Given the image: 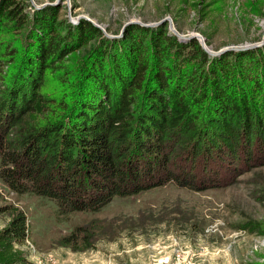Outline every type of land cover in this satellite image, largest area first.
Returning a JSON list of instances; mask_svg holds the SVG:
<instances>
[{
  "label": "trees",
  "instance_id": "16d2710c",
  "mask_svg": "<svg viewBox=\"0 0 264 264\" xmlns=\"http://www.w3.org/2000/svg\"><path fill=\"white\" fill-rule=\"evenodd\" d=\"M27 7L0 0V33L24 29L28 39L21 52L0 40V181L9 190L46 197L66 217L169 182L216 186L264 163V104L253 94L264 91L262 49L210 58L196 39L180 41L163 27L128 26L121 38H105L88 21L59 19L56 6ZM92 38L70 102L13 131L48 103L39 92L44 72ZM5 207L0 264L21 263L27 216ZM92 228L75 225L58 243L88 248Z\"/></svg>",
  "mask_w": 264,
  "mask_h": 264
},
{
  "label": "rangeland",
  "instance_id": "374dc122",
  "mask_svg": "<svg viewBox=\"0 0 264 264\" xmlns=\"http://www.w3.org/2000/svg\"><path fill=\"white\" fill-rule=\"evenodd\" d=\"M24 1L28 12L56 6L59 19L72 25L88 21L105 38H121L128 26L163 27L180 41L196 39L210 58L264 52V0ZM25 35L24 29L3 31L0 40L21 52ZM96 41L44 72L39 92L48 103L18 118L13 131L21 133L60 113L59 104L70 102L77 89L74 77ZM253 94L257 104H264V91ZM233 174L227 182L199 190L170 182L153 186L115 196L97 211H71L66 217L56 215L52 200L16 193L0 181V228L9 218L5 206L24 210L28 238L18 246L25 261L14 264H264V163ZM89 223L90 247L72 250L58 243L73 226Z\"/></svg>",
  "mask_w": 264,
  "mask_h": 264
},
{
  "label": "water",
  "instance_id": "95a60500",
  "mask_svg": "<svg viewBox=\"0 0 264 264\" xmlns=\"http://www.w3.org/2000/svg\"><path fill=\"white\" fill-rule=\"evenodd\" d=\"M170 29H171V32H173L174 34H176V33H175V31H174V30H172V28H170ZM177 37H178L179 39H182V38H181L180 36H178V35H177ZM202 45H205V44H204V43H202ZM203 47H204V49L206 48L205 46H203ZM206 49H207V48H206ZM228 49H229V48H228ZM226 50H227V49H226Z\"/></svg>",
  "mask_w": 264,
  "mask_h": 264
},
{
  "label": "built area",
  "instance_id": "2783aa9c",
  "mask_svg": "<svg viewBox=\"0 0 264 264\" xmlns=\"http://www.w3.org/2000/svg\"><path fill=\"white\" fill-rule=\"evenodd\" d=\"M51 261H52V260L49 258V259H48V262L51 263Z\"/></svg>",
  "mask_w": 264,
  "mask_h": 264
}]
</instances>
